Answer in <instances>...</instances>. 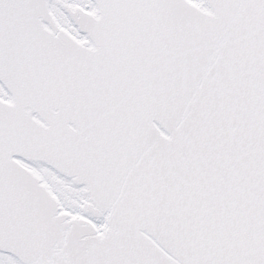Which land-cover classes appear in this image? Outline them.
Wrapping results in <instances>:
<instances>
[{
    "label": "snow or ice",
    "instance_id": "obj_1",
    "mask_svg": "<svg viewBox=\"0 0 264 264\" xmlns=\"http://www.w3.org/2000/svg\"><path fill=\"white\" fill-rule=\"evenodd\" d=\"M0 264H264V0H0Z\"/></svg>",
    "mask_w": 264,
    "mask_h": 264
}]
</instances>
